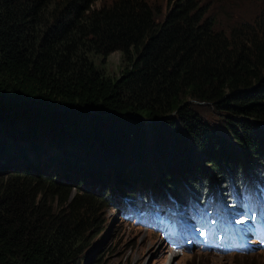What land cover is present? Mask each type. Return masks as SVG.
Here are the masks:
<instances>
[{
  "label": "trees",
  "instance_id": "obj_1",
  "mask_svg": "<svg viewBox=\"0 0 264 264\" xmlns=\"http://www.w3.org/2000/svg\"><path fill=\"white\" fill-rule=\"evenodd\" d=\"M100 1L0 0V264H79L113 199L185 200L214 177L244 201L241 161L264 177V14Z\"/></svg>",
  "mask_w": 264,
  "mask_h": 264
},
{
  "label": "rangeland",
  "instance_id": "obj_2",
  "mask_svg": "<svg viewBox=\"0 0 264 264\" xmlns=\"http://www.w3.org/2000/svg\"><path fill=\"white\" fill-rule=\"evenodd\" d=\"M145 1L150 8L154 7L158 9V21L163 20L171 5L170 0ZM216 1L219 0L210 1L209 13L215 14L217 16L216 18L219 19L223 25L227 23L228 18H230L231 23L234 20L252 22L254 20L253 18L264 14V0H250L248 6L243 5L241 0H226L224 3L225 6L227 4L226 2H228L229 5L231 3L236 6V8L229 7L226 13L218 11L217 8H213V4H215ZM106 2L110 3V0H101L97 5L101 6ZM249 14L252 17H250ZM120 66L121 54L117 52L112 53L104 64L105 72L110 76H115L118 74ZM195 106L194 108H197L198 111L201 112L205 122L212 123L216 128H219L218 126L222 123L221 116H224V114L220 113L218 115L216 109L211 105L204 106L195 103ZM213 116L216 118H213ZM241 164L243 167L242 171L245 173L244 180L252 178L255 182L254 178H264L260 172V176H257L258 173L253 176L254 173L251 168H244L246 164L244 160L241 161ZM8 170V166L0 167V178L5 177L8 174ZM257 171L261 170L258 169ZM210 178L211 184L214 187L213 190L218 191L220 189L218 180L214 177ZM100 188L102 189V187L95 188V191L101 193ZM75 193V190L72 189L69 198L72 199ZM104 209V212H106L105 215L108 216V220L100 230H91L89 235L91 240L88 242L90 246L84 250L79 264H264V252L247 256L230 255V257H221L200 252L189 253L188 250H186L185 253L170 250L164 245L165 242L163 239L160 238L156 240L153 234L147 232V224L142 225L140 230L133 227L137 225V223L133 219V215L129 212L127 213L123 205L120 206V213L117 215L114 212L117 208ZM176 213H178V211H176ZM97 220L100 222V217ZM181 223L182 226L189 228L191 231L200 226V224H196L194 220L192 223Z\"/></svg>",
  "mask_w": 264,
  "mask_h": 264
},
{
  "label": "clouds",
  "instance_id": "obj_3",
  "mask_svg": "<svg viewBox=\"0 0 264 264\" xmlns=\"http://www.w3.org/2000/svg\"><path fill=\"white\" fill-rule=\"evenodd\" d=\"M243 174L245 176L244 172H243ZM253 176H255V175L253 174ZM242 179H243V181L239 182V183L241 185L246 184V180H244V178H242ZM194 193L197 196H200V194H198L196 191ZM216 193H219V192L215 191V194ZM171 194H173V191L170 192V194L169 193L164 194V196L168 197L167 201L165 203H162V202L155 203V201L152 200L151 205L157 211L155 213H150V215L147 214V215H149V217L140 220V223H141L140 227H142V225H144V224H147L148 225L147 232L153 234L156 237V240L160 239L161 237L159 235V232L152 230V223L150 224V218L154 214L159 213L158 221H159V223L162 224V229L165 228L166 233L168 234V236L166 235L165 241H164L165 242L164 245L168 249L173 250V251H180V252H184V253L186 252V250H188L189 253L200 252V253H206L208 255H215V256H221V257H230V255L247 256V255H254V254H259V253L264 252V250L260 247L251 246V247H245L241 251H230V252H223V254H217L215 247L211 243V241L214 239L206 238L205 239L206 244H204L203 246H200L198 244L199 241H197V238L194 236V230H192L189 234L175 237L179 231V224L170 226V221H178V220H173L171 218L170 210L175 211V212L178 211L181 213L188 212L192 208V203L187 198L185 200H178L177 194H174V195H171ZM189 196L194 197V195L192 193H189ZM219 196H220L219 194L215 195V197L217 198V201L220 200L221 196L220 197ZM222 197L224 198V196H222ZM227 201H229V199H227ZM169 205H170V209L167 208ZM117 214H119V212ZM178 217L180 219H184V216L180 215ZM239 218L242 219L243 217L240 216ZM245 223H247V225L245 227H242V236L246 235V233H250L249 221H246ZM234 225H235V230H238V227H236L237 224H234ZM137 229L140 230L141 228L137 227ZM170 232H171V234H170ZM180 232L186 233L187 231H182V228L180 227ZM173 237H175V238H173ZM178 239H180L181 241H177ZM245 241L249 242V239H247V237H246ZM235 245L236 244L234 243V246ZM228 246H231V244H228ZM228 246H221V249L227 248Z\"/></svg>",
  "mask_w": 264,
  "mask_h": 264
},
{
  "label": "bare ground",
  "instance_id": "obj_4",
  "mask_svg": "<svg viewBox=\"0 0 264 264\" xmlns=\"http://www.w3.org/2000/svg\"><path fill=\"white\" fill-rule=\"evenodd\" d=\"M174 174V173H173ZM220 185V189L218 190V192H219V195L222 197V196H224V197H226L227 199H229L231 202H233V203H237V204H241V203H243L244 201H241V197L240 198H237V197H235V196H233V194H232V192H231V190H229V191H227L226 190V187H224V184L222 183V184H219ZM138 196V198H140V199H145V198H150L151 196L150 195H142L141 196V194H139V195H137ZM203 196H200V198H202ZM245 200V199H244ZM217 203L219 204V200L217 201ZM111 205L114 207V208H117V211L120 213V211H119V209H120V206H124V203L123 202H120V201H118V200H115V199H113L112 201H111ZM107 219H108V216H107ZM123 221V220H122ZM125 223V222H124Z\"/></svg>",
  "mask_w": 264,
  "mask_h": 264
}]
</instances>
